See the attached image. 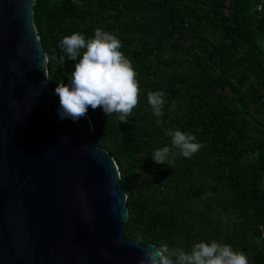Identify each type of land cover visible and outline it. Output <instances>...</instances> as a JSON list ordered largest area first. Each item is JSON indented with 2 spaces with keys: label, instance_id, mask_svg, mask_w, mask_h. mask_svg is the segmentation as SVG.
I'll use <instances>...</instances> for the list:
<instances>
[{
  "label": "trees",
  "instance_id": "1",
  "mask_svg": "<svg viewBox=\"0 0 264 264\" xmlns=\"http://www.w3.org/2000/svg\"><path fill=\"white\" fill-rule=\"evenodd\" d=\"M34 23L53 58V94L74 70L75 61L59 59L60 41L74 33L116 35L137 74L127 123L99 107L87 112L128 196L125 238L188 251L215 239L264 264V0H36ZM156 91L165 101L160 124L148 103ZM169 129L202 147L155 163L152 153L171 147Z\"/></svg>",
  "mask_w": 264,
  "mask_h": 264
},
{
  "label": "water",
  "instance_id": "2",
  "mask_svg": "<svg viewBox=\"0 0 264 264\" xmlns=\"http://www.w3.org/2000/svg\"><path fill=\"white\" fill-rule=\"evenodd\" d=\"M35 1L0 0V264H138L154 244L125 238L128 196L91 119L58 116Z\"/></svg>",
  "mask_w": 264,
  "mask_h": 264
},
{
  "label": "clouds",
  "instance_id": "3",
  "mask_svg": "<svg viewBox=\"0 0 264 264\" xmlns=\"http://www.w3.org/2000/svg\"><path fill=\"white\" fill-rule=\"evenodd\" d=\"M121 46L116 35L100 28L89 39L80 33L62 38L59 47L65 56H61L60 61L64 62L67 57L76 63L68 76V83L57 82L54 89L59 97L57 112L61 120L77 122L86 117L89 107L93 110L99 107L106 116L115 113L119 122H128L132 110L138 105L140 89L137 74L131 61L120 51ZM51 59L45 57L44 65ZM44 73L46 76V67ZM163 97L161 91L148 93V103L157 117V124L161 123L159 117L163 116ZM89 124L91 126L90 121ZM167 134L171 137V147L159 148L151 155L157 164L171 163L176 155L191 158L202 147L191 133L169 129ZM173 148L178 151L173 153ZM138 264H248V260L243 252L234 251L230 245L213 239L210 243H193L190 251L170 247L167 243L154 245L144 251Z\"/></svg>",
  "mask_w": 264,
  "mask_h": 264
},
{
  "label": "built area",
  "instance_id": "4",
  "mask_svg": "<svg viewBox=\"0 0 264 264\" xmlns=\"http://www.w3.org/2000/svg\"><path fill=\"white\" fill-rule=\"evenodd\" d=\"M261 185L264 187V175L262 176ZM262 237L264 239V228H262Z\"/></svg>",
  "mask_w": 264,
  "mask_h": 264
}]
</instances>
